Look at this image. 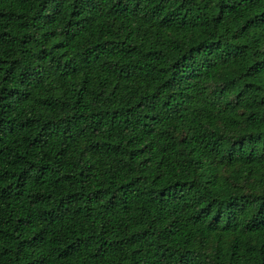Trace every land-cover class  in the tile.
I'll return each mask as SVG.
<instances>
[{
    "label": "trees",
    "instance_id": "trees-1",
    "mask_svg": "<svg viewBox=\"0 0 264 264\" xmlns=\"http://www.w3.org/2000/svg\"><path fill=\"white\" fill-rule=\"evenodd\" d=\"M0 264H264V0H0Z\"/></svg>",
    "mask_w": 264,
    "mask_h": 264
}]
</instances>
